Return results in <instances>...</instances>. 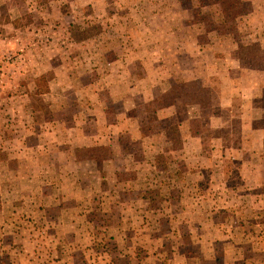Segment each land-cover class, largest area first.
<instances>
[{
  "label": "rangeland",
  "instance_id": "374dc122",
  "mask_svg": "<svg viewBox=\"0 0 264 264\" xmlns=\"http://www.w3.org/2000/svg\"><path fill=\"white\" fill-rule=\"evenodd\" d=\"M249 117L264 0H0V264H264Z\"/></svg>",
  "mask_w": 264,
  "mask_h": 264
},
{
  "label": "crops",
  "instance_id": "0c3cea01",
  "mask_svg": "<svg viewBox=\"0 0 264 264\" xmlns=\"http://www.w3.org/2000/svg\"><path fill=\"white\" fill-rule=\"evenodd\" d=\"M253 85L258 87V84L256 81L253 82ZM253 95L254 94H252L251 96ZM251 117H249V119L245 121V126L249 127L250 130H252L253 132H256L259 134V142H260L261 150L264 151V148H263L264 147V125H261L258 129H254L255 127L253 126V124L251 125V123L253 122V118Z\"/></svg>",
  "mask_w": 264,
  "mask_h": 264
}]
</instances>
